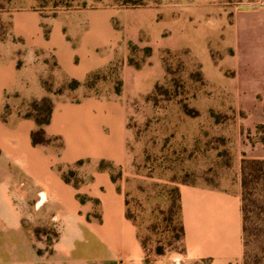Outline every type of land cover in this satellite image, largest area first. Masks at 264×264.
<instances>
[{"label":"rangeland","instance_id":"1","mask_svg":"<svg viewBox=\"0 0 264 264\" xmlns=\"http://www.w3.org/2000/svg\"><path fill=\"white\" fill-rule=\"evenodd\" d=\"M25 10L40 13L45 33L53 19L100 18L121 36L126 57L117 50L80 86L48 74V96L23 103L20 113L46 119L54 98L76 99L80 87L121 94L124 67L137 71L125 76L128 160L113 168V178L151 259L162 250L159 259L179 262L181 246L169 232L178 220L179 187L240 183L242 195L243 162L264 160V0H0V41L11 38V19ZM250 187L256 213L246 222L244 263L264 264L262 186ZM25 227L45 252L56 229L28 220Z\"/></svg>","mask_w":264,"mask_h":264},{"label":"crops","instance_id":"2","mask_svg":"<svg viewBox=\"0 0 264 264\" xmlns=\"http://www.w3.org/2000/svg\"><path fill=\"white\" fill-rule=\"evenodd\" d=\"M44 22L38 11L17 12L11 38L0 41V264H146L137 228L126 216L125 191L111 171L101 169L102 163L114 168L127 163L125 76L137 71L124 67L121 94H85L80 87L76 99H53L45 132L61 140V150L34 146L36 123L19 109L48 96L43 84L48 74L84 83L117 50L126 57L127 46L121 47V36L107 19H53L48 35ZM70 170L78 184L63 178ZM179 194L181 262L161 258L153 264H244L240 183L182 184ZM27 220L56 229L50 254H39L43 242L30 236Z\"/></svg>","mask_w":264,"mask_h":264},{"label":"trees","instance_id":"3","mask_svg":"<svg viewBox=\"0 0 264 264\" xmlns=\"http://www.w3.org/2000/svg\"><path fill=\"white\" fill-rule=\"evenodd\" d=\"M49 32H46V35H48ZM100 70H97L93 73H91L87 79L85 80L84 84L87 83L91 77L96 76ZM73 84L76 86H80L82 83L78 81H72ZM120 90L117 91V94H119ZM52 106L51 105L48 109V115L46 119L40 120L33 116L32 114H24L23 117L25 118H31L35 121L36 123V128L35 130L31 133V140L34 146H50L53 145L55 146L58 150L62 149V142L59 138H51L47 136L45 132V126H47L50 122L51 118V112H52ZM113 166L109 163H102L101 164V169L109 170L113 174ZM59 170L62 171L61 168ZM71 172V171H70ZM74 175V172L69 173V171H63L62 175L65 181L71 182L72 176ZM242 187H243V193H242V210H243V219H244V226H243V231L244 234L247 232L246 228V222L247 219L249 218V215L256 213L254 209L251 208L252 202L254 201L253 197L256 194V189L250 187L251 184H257L261 185V193H260V208H259V214L261 215L260 221L261 224L264 227V160H247L243 162L242 166ZM78 184V181L75 182ZM258 194V192H257ZM81 201H84L85 198L80 197ZM253 199V200H252ZM177 202H178V220L175 226L170 228L169 232L172 234V238L175 239L181 246V253L183 254L185 251L183 239H184V229L181 221V204H180V194L179 190L177 192ZM126 205L128 206V202L126 201ZM126 216L129 220L133 222L135 227L137 228V235L139 238V241L143 247L144 250V255H145V262L146 264H153L155 260L159 259L161 256H163V251H157L155 253V257L151 259V256L148 251V246L146 242L142 239L140 233H139V228L137 223L135 222L134 218L128 214V211L126 212ZM38 233V231H37ZM58 238V233H54L53 239L50 240V244L48 249L45 252L39 251V254L42 255L44 253L50 254L51 253V245L52 243ZM244 247H246L245 239H244ZM245 255V252H244ZM245 264V263H244Z\"/></svg>","mask_w":264,"mask_h":264}]
</instances>
